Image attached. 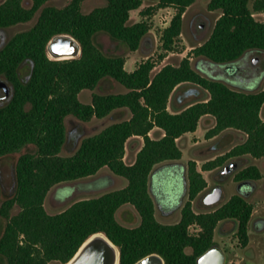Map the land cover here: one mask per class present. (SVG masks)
Wrapping results in <instances>:
<instances>
[{
  "label": "trees",
  "instance_id": "trees-1",
  "mask_svg": "<svg viewBox=\"0 0 264 264\" xmlns=\"http://www.w3.org/2000/svg\"><path fill=\"white\" fill-rule=\"evenodd\" d=\"M47 1L0 2V28L27 22L36 15L31 27L13 34L0 49V75L13 87L11 98L0 105V158L20 153L15 162L14 195L4 197L0 182V216L5 219L0 257L6 264L64 263L91 234L103 232L119 247V264H134L151 253L160 254L164 264H197L198 256L216 244L215 228L226 220L235 222L237 238L242 246L247 245L253 205L246 197L235 193L218 206L199 211L193 208V201L207 187L202 171L221 169L237 157H264V119L260 114L264 82L257 91L232 87L199 73L189 56L177 65H163L154 75L150 58L128 71L124 66L126 57L104 52L95 42V35L104 32L127 50L135 51L149 26L143 19L128 21L130 11L139 8L143 0H106L86 13L81 9L83 0H70L62 7ZM249 1L209 0L208 9L221 13L209 37L194 46L191 54L227 63L248 50L264 51V21L254 17V12L264 10V0H253L251 6ZM193 2L158 0L140 11L145 16L157 8H175L162 33L164 50H170L181 33L183 13ZM58 33H69L80 42L79 57L51 59L47 55L46 44ZM25 61L27 77L22 78L20 68ZM104 80H114L127 91H93ZM187 84L199 87L200 95L170 111L168 104L174 101V94ZM83 89L93 91L90 103L79 99ZM116 110H125L129 117L101 125L84 135L74 151L61 153L69 117L103 122ZM203 115L215 120L206 138L226 129L239 130L246 138L204 160L200 169L194 159L187 162L188 199L180 219L162 223L155 216L149 175L156 164L181 158L177 138L195 131ZM155 126L164 130L161 138L149 135ZM133 135L142 136L144 142L135 161L129 164L123 159L125 142ZM103 167L127 179V185L75 200L56 213L46 211L44 199L53 186L90 177ZM261 177L256 164H248L234 174L237 182ZM125 204L137 211V225L130 227L118 221L116 212ZM15 205L19 210L11 214ZM192 226L197 227L193 232Z\"/></svg>",
  "mask_w": 264,
  "mask_h": 264
},
{
  "label": "rangeland",
  "instance_id": "rangeland-1",
  "mask_svg": "<svg viewBox=\"0 0 264 264\" xmlns=\"http://www.w3.org/2000/svg\"><path fill=\"white\" fill-rule=\"evenodd\" d=\"M2 1L3 0H0V2ZM69 1L70 0H49L47 1V4L62 7ZM105 1L106 0H83L81 9L86 13L96 6L103 5ZM157 1L158 0H143L139 8L130 11L129 23L143 19L149 26L147 35L135 51L127 50L126 47L119 41L111 38L104 32H98L95 35V42L104 52L108 54L124 55L126 57L124 65L126 69H129L127 65L129 62H131L132 66L135 67L141 61L150 58L154 62V67L151 71V75H154L163 65H177L182 58L189 56L192 65L196 69H202V71L199 69L197 70L204 76H211L213 73H218V69L216 67L217 65L214 64V62L204 57L193 56L191 54V50L194 46L201 44L209 37L214 23L219 17L221 11L218 9H208L207 4L209 0H194V2L190 4L183 13L181 33L175 38L171 49L164 50L162 46V33L164 28L170 24L171 18L176 11L175 8L172 6L157 8L145 16H142L140 13V11L145 9L147 6H154ZM252 1L253 0L249 1V6L252 5ZM25 4L28 5V3ZM254 17L257 20L264 21V10L254 12ZM35 20L36 15L27 22L18 23L6 28H0V47L16 32L31 27ZM248 58H257L255 65L257 72L256 70L249 68L246 74L241 78H225V76H223L224 78L222 80L232 87H241V89L246 91H257L263 87L264 82V51L251 50ZM23 72L26 73L27 69L24 68ZM258 72L260 74H257ZM241 80L243 81L241 82ZM198 88L199 87L196 85L187 84L174 94V98H177V100L181 102L186 101V99L191 100L200 95ZM0 89H2L1 85ZM93 91L118 93L125 92L127 89L122 84L114 80H104ZM93 91L90 89H83L79 92L78 97L82 102L90 103ZM205 95H207L206 92ZM6 101L7 97L4 95V91L2 90L0 91V105L4 104ZM169 104L170 108H172L171 102H169ZM118 112L119 110L113 111L110 117L103 122L102 120L96 118H92L88 122H83L69 117L67 120V140L61 153L67 154L74 151V149L78 146L80 139L84 135L93 131L92 128L94 125H100L101 123L105 124L126 116L125 114ZM260 114L262 119H264V103L261 107ZM205 131L204 123H198L194 133L187 135V137H184L179 141L180 144L183 145L181 146L183 158L188 159V161L191 160L190 158H194L198 169H200L204 160L226 152L233 145L242 142L246 138V135L239 130L226 129L217 134L215 137H211L212 139H209L205 137ZM186 143L187 145L184 146ZM195 146H198V148ZM27 150H32V148H27ZM19 154L20 153L8 154L0 158V182L4 197L14 195L16 191L15 162ZM129 155L130 154L128 153L125 161L127 163L130 162ZM231 161L237 162V170L248 164H256L262 173V177L255 181V189L247 198L252 203V213L254 212L251 224L248 223L249 240L247 245L242 246L236 236L235 222L233 220H226L221 222V235H219L218 230L215 231L214 241L217 245L223 248L225 257L232 258L236 264H264V157L254 158L251 156H243L234 158ZM167 174V172L158 171L153 176V194L157 199V203L161 207H169L177 204L181 198V194H183L185 190V179L181 173H178L177 175L173 174L171 179H169V176L167 177ZM234 174L235 172L227 174L224 170L219 171L218 169L211 170L210 172H204L203 176L207 181V187L204 192L214 186L215 180L225 178L223 182L222 199L219 204L223 203L231 195L237 193V185L234 180ZM69 184L73 185V182L59 183L48 191L44 199V207L47 212H59L75 200L83 197V195L72 193L71 195L65 196L62 200H59L58 196L62 193L61 187H67ZM201 198L202 195L194 200L193 208L196 211L213 208L219 205L216 204L213 206H206L202 202ZM18 210L19 206L15 205L11 210V214L17 213ZM119 210L120 208L116 212V217L120 223L130 227L139 223V219L134 220L131 217L128 218L129 216L124 213L123 209ZM156 214L157 219L162 223H174V221L178 219V214L176 217L165 218L160 215L158 210ZM4 224L5 219L0 216V235L3 231ZM196 229L197 227L192 226L190 231L193 232ZM186 252L190 253L191 248L187 247ZM0 264H6L5 260L1 257ZM50 264L61 263L53 260Z\"/></svg>",
  "mask_w": 264,
  "mask_h": 264
},
{
  "label": "crops",
  "instance_id": "crops-1",
  "mask_svg": "<svg viewBox=\"0 0 264 264\" xmlns=\"http://www.w3.org/2000/svg\"><path fill=\"white\" fill-rule=\"evenodd\" d=\"M129 69H127L128 71H132L135 67L132 66V63L129 62L127 63ZM191 99V98H190ZM186 101H189L188 99H186ZM184 101V102H186ZM183 102L177 100V98H174V101H172L171 106L172 108H170V104H168V109L169 110H173L178 108L179 106L182 105ZM118 113L121 114H125L126 116L123 118H127L129 117L128 112H126L125 110H119ZM261 113V112H260ZM112 114V113H111ZM110 114V115H111ZM109 115V117H110ZM115 121V120H113ZM112 122V121H110ZM203 122L205 125V130L207 131L209 128H211L214 123V117L211 115H203L198 123ZM104 124L101 123L100 125L96 124L93 126L92 130H98L100 128V126ZM205 131V132H206ZM193 132H186L185 134L181 135L179 138H177V143L179 145V147L182 149L181 146H183L182 144H180V140L184 137H187V135L192 134ZM164 134V130L161 129L160 127H153L150 131H149V135L152 138H161ZM216 136V135H215ZM213 136V137H215ZM212 139V138H209ZM143 137L139 136V135H133L131 137H129L126 142H125V153H124V161H126V157L129 155V164L133 163L135 161L137 152L140 150V148L143 145ZM187 143L184 145L186 146ZM195 145V144H194ZM196 148H198V146H195ZM182 151V150H181ZM190 159H194V158H190ZM187 162L188 159L183 158V151H182V156L180 159L175 160V161H165V162H161L155 165V167L153 168V171L149 177V190H151L152 186H153V176L156 172L160 171V172H167V177L169 176V179L172 178V175L175 174L177 175L178 173H181L185 179V190L183 192V194H181V198L179 200V202L173 206H166V207H161V206H157L155 204V216L157 215L156 212L157 210L159 211L160 215L165 217H176V215L178 214V219H176L177 222L180 219V215H181V207L183 205V203L188 199V176H187ZM127 163V162H126ZM165 167V168H164ZM204 172H210V171H204ZM204 172L203 175H204ZM73 182V185L69 184L64 190V194L65 195H71L72 193L74 194H80L83 195V197H80L79 199L82 198H89V197H95L98 195H101L102 193L114 190V189H118V188H122L124 186L127 185V179L118 176L116 174H114L113 172H111L107 167H103L101 168L96 174L90 176V177H86V178H81L75 181H70ZM66 183V182H65ZM69 183V182H67ZM152 197L153 193L150 191ZM64 196V197H65ZM59 200H61L60 198H58ZM193 205H194V201H193ZM123 209L124 213H126L129 217L128 218H133L134 220H138L139 216L137 211L128 204L123 205L122 207H120V210ZM119 210V211H120ZM254 212L251 215V218L249 220V224H251V220L253 217ZM157 218V216H156ZM218 230L219 235H221V222L217 225V227L215 228V231Z\"/></svg>",
  "mask_w": 264,
  "mask_h": 264
},
{
  "label": "water",
  "instance_id": "water-1",
  "mask_svg": "<svg viewBox=\"0 0 264 264\" xmlns=\"http://www.w3.org/2000/svg\"><path fill=\"white\" fill-rule=\"evenodd\" d=\"M46 53L51 59L77 58L81 54L80 42L69 33H58L53 35L46 44ZM4 95L9 94L8 85H2ZM237 162H230L224 167L229 173L236 169ZM223 189L221 182L217 183L204 197L205 205L213 206L219 204L222 199ZM225 252L219 245H213L200 254L197 264H224ZM119 247L103 232H96L86 238L79 246L74 255L61 264H119ZM134 264H164L163 257L158 253L148 254Z\"/></svg>",
  "mask_w": 264,
  "mask_h": 264
},
{
  "label": "flooded vegetation",
  "instance_id": "flooded-vegetation-1",
  "mask_svg": "<svg viewBox=\"0 0 264 264\" xmlns=\"http://www.w3.org/2000/svg\"><path fill=\"white\" fill-rule=\"evenodd\" d=\"M6 43V42H5ZM4 43V44H5ZM3 44V45H4ZM2 45V46H3ZM1 46V47H2ZM1 47H0V49H1ZM250 51L251 50H248V51H246V52H244L239 58H237L236 60H234V61H231V62H227V63H215L214 62V64H216L217 66V69H218V73H216V74H212L211 76H206V77H209V78H212V79H218V80H220V81H223L222 79L224 78L223 76H225V78H228V77H235V78H241L243 75H245L246 74V72H247V70L249 69V68H251V69H254V70H256V72H257V69H256V67H255V65H256V62H257V58H251V59H249L248 58V56H249V54H250ZM213 62V61H212ZM27 66H28V63H27V61H25L22 65H21V68H20V75H21V77L22 78H26L27 77V72L25 73V72H23V69L24 68H27ZM194 67V66H193ZM195 68V67H194ZM196 69V68H195ZM197 69H199V70H201L202 71V69H200V68H197ZM196 69V70H197ZM198 71V70H197ZM199 72V71H198ZM203 72H204V70H203ZM26 75H25V74ZM200 73V72H199ZM257 74H260L259 72L257 73ZM203 75V74H202ZM264 75V74H263ZM262 75V76H263ZM261 76V77H262ZM4 76L3 75H0V85L2 86V85H8L9 86V88H10V91H9V94H7L6 95V97H7V101L11 98V95H12V92H13V87H12V84L10 83V81L9 80H7L5 77L3 78ZM243 80H241V82H242ZM225 82V81H224ZM226 83V82H225ZM237 86H240V85H237ZM235 88H239V87H235ZM3 89V88H2ZM2 89H0V91H2ZM239 89H241V87L239 88ZM6 101V102H7ZM5 102V103H6ZM4 103V104H5ZM3 105V104H2ZM232 162V161H231ZM230 163V162H229ZM228 163V164H229ZM227 165V164H226ZM225 165V166H226ZM224 166V167H225ZM224 167H222L221 169H218L219 171H221V170H224ZM239 169H241V168H239ZM238 169V170H239ZM187 170H188V165H187ZM237 169H234L233 171H231V172H229V173H232V172H237L238 171ZM153 171V170H152ZM211 171V170H210ZM152 173V172H151ZM151 173H150V175H151ZM229 173H227V174H229ZM150 175H149V177H150ZM224 180H225V178H223V179H217V180H215V182H214V186L217 184V183H219V182H221V186H222V189H223V182H224ZM148 184H149V181H148ZM236 185H237V193H239V194H241L242 196H244V197H246V198H248L249 196H250V193L251 192H253V190L255 189V181H251V180H242V181H239V182H237L236 181ZM213 186V187H214ZM212 187V188H213ZM65 188H68V187H61V194L58 196V198H60L61 200L64 198V196H63V194L65 193L64 192V190H65ZM148 188H149V185H148ZM211 188V189H212ZM211 189H209L208 191H210ZM150 191L153 193V188H151V190H149V193H150ZM208 191H206L203 195H202V202H203V197H204V195L208 192ZM151 194V193H150ZM67 196V195H66ZM152 196V195H151ZM153 196H154V194H153ZM153 198V201H154V206H155V204L157 205V206H160L158 203H157V199H156V197L154 196V197H152ZM204 203V202H203ZM184 204V203H183ZM183 206V205H182ZM206 206H208V205H206ZM182 208V207H181ZM215 245H217V244H215Z\"/></svg>",
  "mask_w": 264,
  "mask_h": 264
},
{
  "label": "built area",
  "instance_id": "built-area-1",
  "mask_svg": "<svg viewBox=\"0 0 264 264\" xmlns=\"http://www.w3.org/2000/svg\"><path fill=\"white\" fill-rule=\"evenodd\" d=\"M224 264H236L232 258H226Z\"/></svg>",
  "mask_w": 264,
  "mask_h": 264
}]
</instances>
